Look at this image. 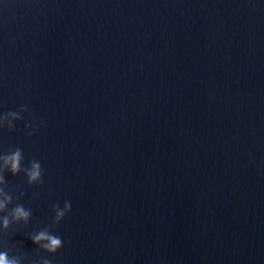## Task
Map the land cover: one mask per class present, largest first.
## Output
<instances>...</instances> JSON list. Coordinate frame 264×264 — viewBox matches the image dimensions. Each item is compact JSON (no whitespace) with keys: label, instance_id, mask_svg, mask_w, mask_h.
I'll use <instances>...</instances> for the list:
<instances>
[{"label":"water","instance_id":"obj_1","mask_svg":"<svg viewBox=\"0 0 264 264\" xmlns=\"http://www.w3.org/2000/svg\"><path fill=\"white\" fill-rule=\"evenodd\" d=\"M18 147L42 167L0 160L18 264H264V0H0V156Z\"/></svg>","mask_w":264,"mask_h":264},{"label":"clouds","instance_id":"obj_2","mask_svg":"<svg viewBox=\"0 0 264 264\" xmlns=\"http://www.w3.org/2000/svg\"><path fill=\"white\" fill-rule=\"evenodd\" d=\"M21 107L26 109V106L22 105ZM10 114L15 115V113H10ZM34 131L35 129H33V131H30L28 134L32 135ZM23 159L24 157H23L22 149L19 147L16 148V150L11 152L10 154L0 156V160H3V168L9 169L13 175L18 174L21 171H24L27 175L28 178L27 183L29 185L42 183L41 164L35 159H33L29 162L31 165L30 168L25 167L22 169L21 162ZM0 184L6 185L2 173H0ZM5 188L6 187H0V196H3V199L0 200V213L8 212V205L12 204L14 200V197L9 192L5 191ZM21 195H23V193H21ZM52 207L54 210V218L52 223L53 226H56L61 222V220L66 215V213L71 210V204L70 202L65 201L64 207L62 209L59 207V204H54ZM31 213H32L31 209L26 210L20 204H17L15 207H13L10 210V215L12 219L15 221H19L23 219L25 222H27ZM0 219L3 220V226L7 228L10 223L8 215H2L0 216ZM30 239L34 244L38 245L41 249L47 251L48 253L54 254L57 252L58 249H60L63 246L62 239L58 235L52 234V232L49 231L47 227L40 230L34 236H30ZM41 241H45L46 243H41ZM0 264H18V262L15 259H11V260L8 259L6 252H0ZM43 264H51V262L48 259H43Z\"/></svg>","mask_w":264,"mask_h":264}]
</instances>
